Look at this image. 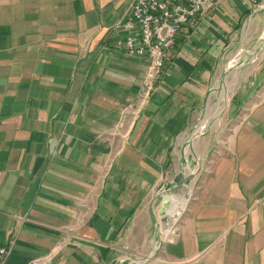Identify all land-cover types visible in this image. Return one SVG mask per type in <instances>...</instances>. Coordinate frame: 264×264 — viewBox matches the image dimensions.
Wrapping results in <instances>:
<instances>
[{"label": "crops", "instance_id": "1", "mask_svg": "<svg viewBox=\"0 0 264 264\" xmlns=\"http://www.w3.org/2000/svg\"><path fill=\"white\" fill-rule=\"evenodd\" d=\"M133 2L0 0L7 264H264V0L197 16L143 108Z\"/></svg>", "mask_w": 264, "mask_h": 264}, {"label": "built area", "instance_id": "2", "mask_svg": "<svg viewBox=\"0 0 264 264\" xmlns=\"http://www.w3.org/2000/svg\"><path fill=\"white\" fill-rule=\"evenodd\" d=\"M218 0H134L127 15L112 28L121 35L110 48L148 60V67L138 94L139 108L146 106L162 77L168 54L178 38L192 26L197 16L212 9ZM179 213V211L177 212ZM170 231L177 236V228ZM12 249L0 246V264H7ZM55 252L35 258L28 264H53ZM134 264H160L157 259H136Z\"/></svg>", "mask_w": 264, "mask_h": 264}, {"label": "rangeland", "instance_id": "3", "mask_svg": "<svg viewBox=\"0 0 264 264\" xmlns=\"http://www.w3.org/2000/svg\"><path fill=\"white\" fill-rule=\"evenodd\" d=\"M260 26H261V27H264V19H262V21L260 22L259 27H260ZM262 34H263V33H261V35H256V36H255L256 39H257L256 42H259V41L261 40ZM263 35H264V34H263ZM259 46H260V48H258V53H260V55H263V53H264V46H263V45H260V44H259ZM262 68H263L262 71H264V67H262ZM251 86L254 87L253 84H251ZM256 86H257V85H256ZM262 86H264L263 83L260 84V87H262Z\"/></svg>", "mask_w": 264, "mask_h": 264}, {"label": "bare ground", "instance_id": "4", "mask_svg": "<svg viewBox=\"0 0 264 264\" xmlns=\"http://www.w3.org/2000/svg\"><path fill=\"white\" fill-rule=\"evenodd\" d=\"M176 198V197H175ZM171 199V198H170ZM172 201V200H171ZM188 202V201H187ZM182 205L183 207L186 205V200L181 198L180 200H174L172 204V213H175L178 210V207Z\"/></svg>", "mask_w": 264, "mask_h": 264}]
</instances>
